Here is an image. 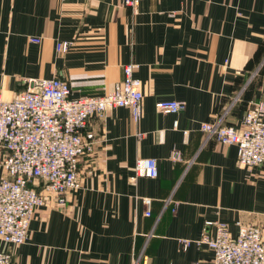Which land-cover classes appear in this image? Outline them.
<instances>
[{
  "label": "crops",
  "instance_id": "0c3cea01",
  "mask_svg": "<svg viewBox=\"0 0 264 264\" xmlns=\"http://www.w3.org/2000/svg\"><path fill=\"white\" fill-rule=\"evenodd\" d=\"M127 64L136 65L142 117L122 107L89 118L98 142L81 157L82 187L63 204L47 195L23 245L0 242L15 264H211L213 252L196 244L213 235L209 223H229L234 236L238 221L264 227V169L239 167L235 145L201 130L219 120L239 127L264 104V0H141L134 9L121 0H0L3 99L54 77L73 97L101 95ZM162 100L186 109L161 113ZM145 158L157 161L156 177L135 175Z\"/></svg>",
  "mask_w": 264,
  "mask_h": 264
},
{
  "label": "built area",
  "instance_id": "2783aa9c",
  "mask_svg": "<svg viewBox=\"0 0 264 264\" xmlns=\"http://www.w3.org/2000/svg\"><path fill=\"white\" fill-rule=\"evenodd\" d=\"M141 0H121L136 8ZM39 42L38 38H31ZM69 43L57 45L66 52ZM136 65L123 67L124 78L101 95L73 97L67 80L54 77L34 79L12 100L0 94V150L5 152L0 163V242L11 246L23 245L35 211L46 204L49 195L63 204L66 193L82 187L81 157L94 153L98 139L87 131L92 116L104 118L116 108H129L135 122L142 117L143 93L134 78ZM156 109L165 114H178L186 103L162 100ZM264 104L256 103L242 117L239 127L224 125L221 120L204 122L201 130L207 137L237 147V164L241 168L264 169ZM178 126V121L174 123ZM181 159L179 152L171 156ZM135 175L156 177L158 164L153 158L137 160ZM88 171L87 175H91ZM151 199L145 198L146 216H151ZM176 211V207L174 212ZM214 233L204 234L196 242L207 245L213 252L211 264H264V227L236 222L234 236L230 225L216 221ZM183 248L191 241L182 240ZM0 264H15L11 251L0 247ZM139 264V263H135Z\"/></svg>",
  "mask_w": 264,
  "mask_h": 264
}]
</instances>
